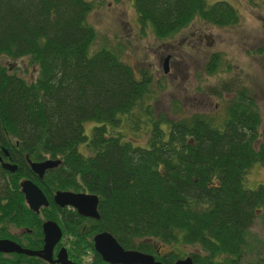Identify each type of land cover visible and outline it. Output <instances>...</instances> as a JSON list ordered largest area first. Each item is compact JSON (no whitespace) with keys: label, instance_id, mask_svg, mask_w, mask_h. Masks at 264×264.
I'll return each instance as SVG.
<instances>
[{"label":"trees","instance_id":"obj_1","mask_svg":"<svg viewBox=\"0 0 264 264\" xmlns=\"http://www.w3.org/2000/svg\"><path fill=\"white\" fill-rule=\"evenodd\" d=\"M133 7L138 24L160 40L195 19L219 27L239 20L228 0H133ZM91 8L89 0H0V56L29 57L37 66L30 80L0 63V139L9 143L19 171L27 166L25 154L61 160L44 176L49 191L98 197V219L63 212V231L73 238L69 259L84 264L88 249L93 264L103 263L93 236L107 231L123 248L165 264L183 256L175 250L158 255L154 244L177 240L204 251L189 254L196 264H240L249 228L264 206V185L244 186L250 167L264 164V128L253 94L246 87L229 90L217 122L200 113L154 116L145 106V139L134 140L121 128L139 129L135 112L151 93V77L143 71L138 77L115 51L90 52L96 37L86 20ZM220 62L219 53L211 54L206 73ZM85 121L96 122L89 136ZM12 182L9 222L36 230V217ZM0 264L49 263L14 253L0 254ZM254 264H264V257Z\"/></svg>","mask_w":264,"mask_h":264},{"label":"rangeland","instance_id":"obj_2","mask_svg":"<svg viewBox=\"0 0 264 264\" xmlns=\"http://www.w3.org/2000/svg\"><path fill=\"white\" fill-rule=\"evenodd\" d=\"M89 1L92 8L86 20L96 31L90 52L100 48L115 51L138 77L142 71L151 77V93L142 102L144 107L135 112L140 120L139 129L126 125L121 128L129 137L145 139L142 132L149 124L147 106L154 116L164 115L168 119L200 113L220 121L232 95L229 90L239 87H246L253 94L261 113V129L264 128V0H228L239 13L237 23L219 27L195 19L188 27L161 40L150 27L138 24L133 0ZM214 1L206 0L208 4ZM213 53H219L221 62L214 73L207 74L204 65ZM168 55V72L164 73V58ZM29 59L0 56V63L31 80L37 75V66ZM95 124L85 121L86 135H90ZM79 150L87 154L84 144ZM261 184L264 185V164L256 162L248 170L244 186L255 189ZM72 241L71 235L63 231L61 245L71 251ZM154 245L158 255L172 250L183 257L204 253L199 246L179 240ZM258 257H264V206L249 228L248 248L240 264H254ZM224 258L217 260L222 262ZM92 259V251L86 249L82 261L88 263Z\"/></svg>","mask_w":264,"mask_h":264},{"label":"water","instance_id":"obj_3","mask_svg":"<svg viewBox=\"0 0 264 264\" xmlns=\"http://www.w3.org/2000/svg\"><path fill=\"white\" fill-rule=\"evenodd\" d=\"M169 55L164 58L163 71L168 72L167 61ZM61 163L60 159H46L42 162H30L31 168L42 176L47 168L56 167ZM13 168H15L13 166ZM21 191L24 194L26 203L34 212H38L41 206H47L48 200L41 189L31 180L21 183ZM54 202L60 206L70 205L74 207L78 214L84 217L99 218L98 197L92 193L57 191L53 197ZM44 234V244L39 250L24 248L10 239H0V253L15 252L28 256L39 257L52 264H76L68 259L67 252L61 248L56 258L53 257V248L60 240L62 232L54 221H45L42 225ZM94 250L101 256L102 260L109 264H165L155 258L153 254L145 253L136 249L123 248L116 238L107 231L97 233L93 237ZM171 264H196L191 256L187 255L176 259Z\"/></svg>","mask_w":264,"mask_h":264},{"label":"flooded vegetation","instance_id":"obj_4","mask_svg":"<svg viewBox=\"0 0 264 264\" xmlns=\"http://www.w3.org/2000/svg\"><path fill=\"white\" fill-rule=\"evenodd\" d=\"M3 137L4 139H9V137L7 136H3ZM2 141L3 139H0V239H10V240L15 241L16 243H18L24 248H28L31 250H39L43 247V244H44V234H43L42 225L45 221L56 222L57 225L60 227L62 235H63V226H64L63 212L72 211L78 214L77 210L70 205L60 206L56 204L53 199L56 192L57 191H71V192H83V193H88V192L84 190L83 191L82 190L80 191H73V190L49 191L47 186H45L44 176L46 175L47 172L53 171V169H55L57 166L52 167V168H47L43 172L42 176H40L38 173H36L31 168L30 162H42L46 159H53V158L45 157L40 160H31L28 154H25L24 158H25L26 165H27L26 167L29 171L26 169V167H23L22 171H19L20 166L18 162H16V158L13 159L12 152L9 151V143L8 142L3 143ZM13 166L15 168H13ZM13 179L17 180V183H18L17 190L18 192L22 194L24 204L27 207L28 205L26 203L24 194L21 191V183L25 180H31L33 183H35L41 189L44 196L48 200V205L46 207L41 206L38 212H34L28 207V209L36 217V222L33 223V225L36 226V230H34L33 228H29L27 226H23V225L16 226L11 221L9 222V182L12 185ZM85 218H89V217H85ZM91 219H94V218H91ZM11 228H14V231H12ZM62 235H61L60 240L55 244L53 248L54 259L56 258V255L61 248H64L66 250L67 256H68V253L70 252V249L67 246L65 247L64 245H61ZM30 246H33V247H30ZM93 248H94V245H93ZM156 251L157 253H159L158 249H156ZM14 253L15 252H10V253L1 252L0 254L9 255V254H14ZM92 260L88 263L85 262L84 264H93ZM102 262L103 263H97V264H109L108 262H105L103 260ZM49 264H52V263H49Z\"/></svg>","mask_w":264,"mask_h":264}]
</instances>
